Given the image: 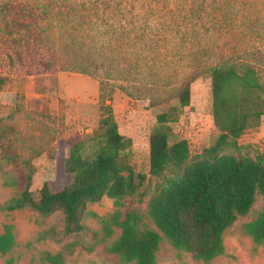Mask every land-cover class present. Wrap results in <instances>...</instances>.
I'll list each match as a JSON object with an SVG mask.
<instances>
[{"label":"trees","instance_id":"obj_1","mask_svg":"<svg viewBox=\"0 0 264 264\" xmlns=\"http://www.w3.org/2000/svg\"><path fill=\"white\" fill-rule=\"evenodd\" d=\"M130 4V0H19V11L15 12L12 3L0 4L1 16L9 20L0 31L8 45L15 48L19 61L46 41L61 53L59 61L42 60L46 69L59 66L82 73L101 72L98 93L101 116L91 135L69 143L63 163L67 183L54 189L44 181L35 199L30 190L31 172H28L24 188L1 206L3 210L31 207L48 215L58 209L63 215L62 233L79 235L88 230L80 221L88 202L104 196L118 201L144 185L145 171H135L132 165V140L120 133L111 107L115 90L133 95L114 77L119 64L122 67L117 70H124L130 58L123 62L116 59L118 47L124 48L125 53L130 51L126 49L134 32L130 27L134 21ZM79 36H83L82 45L86 46L76 51ZM145 36L140 33L139 38ZM106 51L109 64L102 57ZM6 54L13 62L12 53ZM198 68L172 89L174 102L156 114L148 138L146 165L149 174L157 180L145 213L154 227L146 226L144 216L134 208L124 212L115 209L99 217L100 235L92 231V241L73 240L56 252L42 250L40 262L64 264L77 246L91 252L102 245L121 262L157 264L156 253L163 238L176 251L186 252L204 264L224 254L225 229L238 216L248 213L255 193L264 198V155L252 157L231 152L240 148L238 139L244 131L260 123L264 114V79L246 62H222ZM201 76L210 80L212 121L218 136L192 158L186 139L170 143L173 134L170 124L190 110V84ZM5 80L0 77V87ZM155 93L150 92V100H156ZM139 94L140 91L136 96ZM167 99L157 102L164 103ZM116 228L119 235L109 241ZM243 230L255 245L264 242V209L244 223ZM54 235L53 227L39 232L41 239ZM14 245L13 225L4 223L0 254H7ZM11 262L10 257L5 264Z\"/></svg>","mask_w":264,"mask_h":264},{"label":"rangeland","instance_id":"obj_2","mask_svg":"<svg viewBox=\"0 0 264 264\" xmlns=\"http://www.w3.org/2000/svg\"><path fill=\"white\" fill-rule=\"evenodd\" d=\"M3 1L12 3L14 12L19 11V0H0V4ZM130 3L134 20L130 24L134 32L126 45L130 54L118 47L116 59L123 62L130 58L124 70H117L122 67L119 64L114 77L133 95L115 90L111 107L120 133L132 140L133 168L144 170L146 181L134 194L118 201L104 196L88 202L80 215L88 230L79 235L62 233L63 215L58 209L42 215L31 207L6 211L1 206L21 192L28 172L35 199L44 181L54 189L67 183L63 163L69 143L91 135L101 116L98 97L101 72L82 73L59 66L46 69L42 60L59 61L61 55L46 41L19 61L15 48L8 45L0 31V77L6 78L0 87V232L4 223H11L15 234V245L7 254H0V264L10 257V264H45L39 261L42 250L56 252L73 240L89 242L92 231L100 235L99 217L115 209L124 212L134 208L144 216L145 225L153 228L145 213L157 180L146 165L148 138L156 114L174 102L172 89L196 67L222 62L250 63L264 79V0H130ZM7 22L0 14V28ZM139 31L146 36L139 38ZM82 40L83 36H79L76 51L86 46ZM16 50L19 51V45ZM7 51L12 53L13 62L9 61ZM102 57L109 64L107 51ZM153 90L156 100L149 99ZM138 91L140 96H136ZM164 98H168L166 102H157ZM190 103V110L171 122L170 143L186 139L193 158L218 136L212 121L207 76L191 82ZM238 143V151H231L234 154L264 155V114L259 125L245 130ZM263 209L264 198L257 192L248 213L238 216L225 229L224 254L209 264H264V242L255 245L243 230L244 223ZM51 227L55 229L53 238H39L40 231ZM119 233V229H114L109 241ZM156 260L157 264H204L186 252L176 251L164 238ZM64 264L133 263L121 262L117 255L97 245L91 252L77 246Z\"/></svg>","mask_w":264,"mask_h":264}]
</instances>
